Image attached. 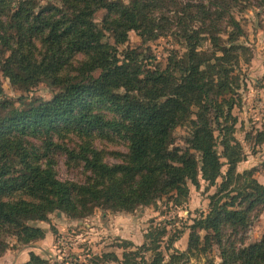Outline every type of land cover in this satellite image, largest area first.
<instances>
[{
    "label": "trees",
    "instance_id": "obj_1",
    "mask_svg": "<svg viewBox=\"0 0 264 264\" xmlns=\"http://www.w3.org/2000/svg\"><path fill=\"white\" fill-rule=\"evenodd\" d=\"M232 2L0 0L2 74L26 91L40 83L62 88L49 100L22 97L23 106L0 102V238L16 237L24 244L42 240L45 230L30 222L46 221L55 211L72 218L95 207L132 212L165 196L181 204L189 196V183L199 186L202 176L216 191L209 212L188 226L186 250L174 246L183 234L177 231L165 261L160 235L167 228L154 227L142 246L125 249L122 258L105 253L100 261L186 264L215 242L220 264H264V236L250 244L243 236L264 208V185L252 170H237L244 155L234 136L231 73L246 48L236 43L243 30ZM101 9L107 14L100 25L94 16ZM171 30L187 50L166 68L144 64L135 49L120 58L118 46L131 31L147 42ZM224 32L228 38L220 43ZM207 40L221 54L202 49ZM194 107L196 119L191 117ZM184 124L190 134L185 147L176 146L173 132ZM70 135L77 139L71 149L65 142L72 140H63ZM96 137L123 139L127 151L111 152L117 162H108L109 152L95 146ZM217 138L224 139L222 154ZM60 151L84 167L85 181L57 177ZM8 247L0 239V256ZM21 264L46 261L32 253Z\"/></svg>",
    "mask_w": 264,
    "mask_h": 264
},
{
    "label": "rangeland",
    "instance_id": "obj_2",
    "mask_svg": "<svg viewBox=\"0 0 264 264\" xmlns=\"http://www.w3.org/2000/svg\"><path fill=\"white\" fill-rule=\"evenodd\" d=\"M114 1L129 4L132 0ZM231 11L243 30L236 43L246 48L240 50L242 56L231 73L236 90L233 114L237 122L234 136L242 145L244 155L238 163L237 170L239 172L252 170L253 178L264 185V0H233ZM106 14L107 12L103 9L97 11L94 16L95 21L101 25ZM172 30L165 36L150 39L147 42H144L135 31H131L129 40L118 46L120 58H124L127 50L135 49L144 64H149L151 68H166L171 58L182 57L187 50L186 44ZM227 38V32L220 34V43H224ZM110 40L111 43H115L113 38ZM202 49L209 54L216 51V47L210 40L206 41ZM1 89L0 102L9 100L16 106L21 105L22 97H26V101L49 100L62 90L60 86L40 83L26 91L12 85L0 71ZM192 111L191 117L196 119L197 108H192ZM189 134L190 127L186 124L180 125L174 130L171 140L174 145L185 147V140ZM63 140H72L65 142L71 149L74 147L73 141L77 139L70 135ZM110 140L96 137L94 143L97 148H105L109 152L106 160L114 163L117 160L111 152H126L127 149L123 139L114 137ZM223 146L224 139L217 138L216 147L220 154L224 150ZM55 162L57 177L60 180L77 183L85 181L84 167L78 163L69 162L65 152H58L55 155ZM227 168L224 164L223 173L227 171ZM199 181V186L189 183V196L181 204L165 196L151 205L139 206L132 212L95 207L84 217L72 218L63 212L55 211L49 214L46 221L30 222L31 225L45 230L46 236L42 240L24 244L16 237L3 235L0 239L6 240L9 247L0 256V264L24 263L30 259L32 253L41 256L46 264H107L106 261L101 262L99 256L114 252L122 258L125 249L135 250L142 246L146 241V234L154 227L167 228L166 232L160 235V250L166 255L165 261H168L169 257L165 249L176 238L177 231H182L183 234L175 241L174 246L179 250H186L189 239L188 226L193 223V219L206 215L210 210V196L215 193L216 188L202 176ZM220 181L221 179H218V182ZM243 236L246 244L262 239L264 208L257 211ZM151 254L147 252L146 255L151 258ZM220 263V250L214 242L210 251L193 257L186 264Z\"/></svg>",
    "mask_w": 264,
    "mask_h": 264
}]
</instances>
